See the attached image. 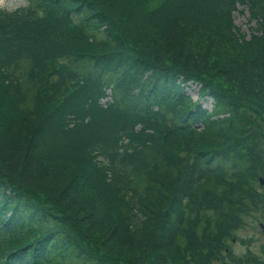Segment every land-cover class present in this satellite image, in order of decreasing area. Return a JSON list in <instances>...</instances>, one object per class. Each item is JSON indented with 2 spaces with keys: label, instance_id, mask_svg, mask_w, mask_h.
I'll use <instances>...</instances> for the list:
<instances>
[{
  "label": "trees",
  "instance_id": "16d2710c",
  "mask_svg": "<svg viewBox=\"0 0 264 264\" xmlns=\"http://www.w3.org/2000/svg\"><path fill=\"white\" fill-rule=\"evenodd\" d=\"M18 8H0V264L257 263L229 241L264 175V0Z\"/></svg>",
  "mask_w": 264,
  "mask_h": 264
},
{
  "label": "rangeland",
  "instance_id": "374dc122",
  "mask_svg": "<svg viewBox=\"0 0 264 264\" xmlns=\"http://www.w3.org/2000/svg\"><path fill=\"white\" fill-rule=\"evenodd\" d=\"M23 4L24 0H0V8L10 12L13 11V14H15V12L19 10L18 7ZM245 6L246 5L243 4L237 5V11L233 12V23L236 27L240 28L241 36L238 37L239 45L244 43L243 41L250 39L251 33H253L250 28L251 26L255 25L254 21L250 22L251 20H249L248 10ZM116 8L117 5L115 6V9ZM139 28L140 25L137 27V31ZM249 46L250 44L248 43L241 52L234 51V49H232L230 46L223 48L219 47V50H224L219 56L225 61L231 56L242 58L246 54H252L257 51L256 46ZM185 90L194 100L198 98V101L201 102L203 106H205L207 109L211 108V101L209 98L200 95L198 97L197 85L191 84ZM68 149L70 157L74 160L73 164L76 166V151L72 148ZM260 177L262 178V182H260L259 179L260 183H258V188L260 193L257 196V200L250 206V209L248 210L249 212L245 213L243 216L242 225L235 231V235L232 237L231 241H229L232 247V254H230V256H236L238 258L239 256L247 254L248 252L250 254L253 253L257 259V263L253 264H264V231L260 227V224L264 225V198L261 195L264 194V175L261 174L259 178ZM110 261L112 264H124L120 260L114 258H111ZM214 264H223L222 258H220L219 261H215Z\"/></svg>",
  "mask_w": 264,
  "mask_h": 264
},
{
  "label": "flooded vegetation",
  "instance_id": "af4514ba",
  "mask_svg": "<svg viewBox=\"0 0 264 264\" xmlns=\"http://www.w3.org/2000/svg\"><path fill=\"white\" fill-rule=\"evenodd\" d=\"M261 229L264 231V225L260 224Z\"/></svg>",
  "mask_w": 264,
  "mask_h": 264
},
{
  "label": "water",
  "instance_id": "95a60500",
  "mask_svg": "<svg viewBox=\"0 0 264 264\" xmlns=\"http://www.w3.org/2000/svg\"><path fill=\"white\" fill-rule=\"evenodd\" d=\"M260 182H262V178H260Z\"/></svg>",
  "mask_w": 264,
  "mask_h": 264
}]
</instances>
